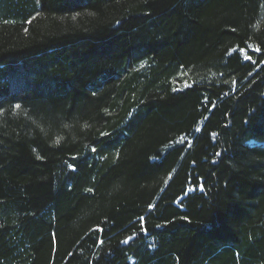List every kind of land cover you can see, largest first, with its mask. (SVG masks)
<instances>
[{
  "label": "trees",
  "instance_id": "16d2710c",
  "mask_svg": "<svg viewBox=\"0 0 264 264\" xmlns=\"http://www.w3.org/2000/svg\"><path fill=\"white\" fill-rule=\"evenodd\" d=\"M0 264H264V0H0Z\"/></svg>",
  "mask_w": 264,
  "mask_h": 264
},
{
  "label": "snow or ice",
  "instance_id": "6c2138e0",
  "mask_svg": "<svg viewBox=\"0 0 264 264\" xmlns=\"http://www.w3.org/2000/svg\"><path fill=\"white\" fill-rule=\"evenodd\" d=\"M20 107H21V106H20L19 104L15 105V108L18 109V110L20 109ZM197 131H199V129H197ZM102 135H103V134H102ZM92 151H96V149L93 148ZM89 191H91V190H89ZM150 207H151V206H150ZM141 219H143V218H141ZM124 243H128V241L126 240V241H124Z\"/></svg>",
  "mask_w": 264,
  "mask_h": 264
}]
</instances>
